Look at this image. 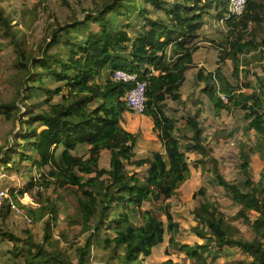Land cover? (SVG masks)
<instances>
[{"label": "trees", "instance_id": "obj_1", "mask_svg": "<svg viewBox=\"0 0 264 264\" xmlns=\"http://www.w3.org/2000/svg\"><path fill=\"white\" fill-rule=\"evenodd\" d=\"M228 4L229 0H101L83 17L57 23L42 38L40 56L22 46L0 5V30L13 49L0 45L9 48L0 58L9 63L7 80L15 91L5 97L0 92V121L7 126L0 165L38 171V176L1 197L0 220L14 212L13 202L23 217L43 228L39 241L29 230L25 237L0 226V239L13 244L7 261L144 264L171 232L169 248L193 264H209V254L217 257L237 248L245 258L236 264H264V170L254 181L250 169L251 153L264 160V65L260 73L250 68L255 58L264 56V2L247 0L238 16L228 15ZM207 17L224 21L218 39L204 37ZM202 37L218 51V66L200 67L196 74L204 98L215 116L242 112L243 132H254L249 149L245 143L239 149L244 175L239 182L226 179L210 155L198 119L200 109L187 111L181 127L167 105L169 99L185 104L181 89L196 64ZM227 61L232 63L231 73L222 67ZM118 70L136 73L147 82L142 114L151 119L162 149L140 153L139 133L123 126L124 114L132 111L125 97L134 83L115 79ZM202 99L193 104H202ZM186 151L207 157L199 160L212 162L206 170L213 182L239 204L237 213L228 216L201 187L192 231L204 242L193 245L176 240L178 223L169 201L190 176ZM25 194L33 204L21 202ZM67 194L74 203L65 202ZM234 222L246 225L247 233ZM94 248L108 256L95 259ZM162 264L178 263L169 258Z\"/></svg>", "mask_w": 264, "mask_h": 264}, {"label": "rangeland", "instance_id": "obj_2", "mask_svg": "<svg viewBox=\"0 0 264 264\" xmlns=\"http://www.w3.org/2000/svg\"><path fill=\"white\" fill-rule=\"evenodd\" d=\"M96 2L99 4L101 0H0V5L4 8L6 15L11 18V23L14 26L13 32L15 37L22 42V46L40 56L42 38L47 36L50 30L57 26V23H63L74 16L83 17L87 10L95 7ZM206 25L204 31L207 37H204L208 39H218L221 34L220 31L225 29V23L220 19L207 17ZM204 37L201 40V45H204V47L196 53V64L188 71V80L181 89L185 104L169 99L167 105L172 110L173 115L177 117L178 125L181 127L185 123L187 111L195 112L196 109H200L201 113L198 119L203 128L204 141L210 149V155L216 158L218 168L226 179L239 182L244 177L239 166V149L242 143H245V149H249L254 139V132L252 131L248 134L243 132L246 122L242 119V112L239 110L232 112L222 111L215 116L207 99L204 98L201 92L203 83L198 84L196 81L197 71L200 67L213 70L218 66L215 65L218 51ZM9 43V38L4 36L2 30H0V45H8L10 51H12L13 49L9 46ZM7 51H9V48H0V56H6ZM263 65L264 56L262 60L255 58L250 68L252 71L260 73ZM222 67L225 71L231 73V61H227ZM10 74L9 63L6 59L0 58V92L4 94V97L12 96L15 93L13 85L8 84L7 78ZM190 97L191 100L188 101ZM199 99H202V104H193V101H198ZM131 112L134 115L127 120V124L140 135L137 150L143 154L150 150L162 149L159 140L152 131V121L142 113ZM5 124L0 121V145L5 143L4 130L7 127ZM236 129L235 135L228 138V133ZM186 154L191 169L190 176L169 201L172 206L174 220L178 223L176 240L193 245L204 242V239L199 238L192 231V227L197 224L193 209L202 200L201 195L198 194L201 187L206 188L207 195L216 199L220 204L221 210L228 216H233L237 213L239 204L232 200L231 197H228L224 190L213 182L210 172L206 170L211 167L212 162L203 164L199 160H205L207 157H202L195 151H186ZM107 157V153H104L102 160L105 162ZM250 157V169L253 180L259 181L264 170V160L259 153H251ZM131 168L133 169V167ZM31 176H38L37 169L30 170L20 166L9 170L4 169L3 165H0V189L4 190L6 196H9L10 189L22 187ZM20 200L25 204H33L32 199L27 194L23 195ZM70 201L74 203V199L70 195H65V202L70 203ZM68 209L70 208L68 207ZM24 217L20 212L14 210L6 221L2 222L0 220V226L25 237L28 235L26 231L29 230L33 238L40 241L43 233L42 224H33L32 221ZM234 223L244 233H247L246 225L242 222ZM171 234V232L166 234L164 242L153 249L152 254L144 260V264H162L169 258L178 264H193L184 254L169 248ZM12 245L10 241L0 239V247L3 251L0 253V264H12L7 261L11 258L7 252ZM229 251L230 254L216 253L217 257L209 254V264H236L238 259L245 258V254L238 248L237 250L232 249ZM70 253L73 252L71 251ZM93 256L97 260H102L108 256V252L94 248Z\"/></svg>", "mask_w": 264, "mask_h": 264}, {"label": "built area", "instance_id": "obj_3", "mask_svg": "<svg viewBox=\"0 0 264 264\" xmlns=\"http://www.w3.org/2000/svg\"><path fill=\"white\" fill-rule=\"evenodd\" d=\"M246 1L247 0H229L228 15H240L245 9ZM114 78L117 80L134 83V86L127 92L125 99L130 110L137 113H142L145 108V89L147 86V82L140 80L136 73H129L122 70L116 71L114 74ZM2 196L6 197L4 191L0 192V206ZM11 205L16 212H20V209L15 203L11 202ZM27 219L30 221L29 218Z\"/></svg>", "mask_w": 264, "mask_h": 264}, {"label": "crops", "instance_id": "obj_4", "mask_svg": "<svg viewBox=\"0 0 264 264\" xmlns=\"http://www.w3.org/2000/svg\"><path fill=\"white\" fill-rule=\"evenodd\" d=\"M202 47H204V45L203 46H201V48ZM200 48V49H201ZM199 49V50H200ZM199 50L197 51V52H199ZM196 52V53H197ZM195 53V55H194V58L197 56V54ZM187 77H188V75H187ZM134 114L131 112V111H128V112H126L125 114H124V120H123V122H122V124H123V126L126 128V129H128V130H130V131H132V132H135L131 127H129L128 126V124H127V120L128 119H130V117H132ZM150 121H151V119L149 118V117H147Z\"/></svg>", "mask_w": 264, "mask_h": 264}]
</instances>
